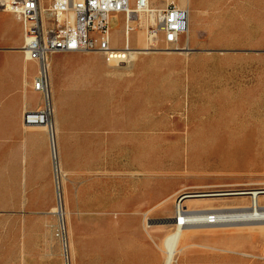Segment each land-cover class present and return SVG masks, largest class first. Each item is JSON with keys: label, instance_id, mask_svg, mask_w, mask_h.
Returning <instances> with one entry per match:
<instances>
[{"label": "rangeland", "instance_id": "rangeland-1", "mask_svg": "<svg viewBox=\"0 0 264 264\" xmlns=\"http://www.w3.org/2000/svg\"><path fill=\"white\" fill-rule=\"evenodd\" d=\"M189 7L190 32L180 44L188 50L159 42L121 66L98 52L51 59L58 172L47 128L33 127L45 132L51 178L31 202L24 166L40 144L24 129L15 135L14 120L7 135L0 129V264H163L160 246L186 192L264 188V0H191ZM7 27L17 36L13 19L0 15V48ZM111 29L123 48V16ZM145 40L134 32L131 48ZM0 54L22 67L17 53ZM27 72L36 73L34 63ZM59 195L66 247L54 211ZM159 195L162 205L151 201ZM251 201L222 195L192 208L216 215ZM234 225L193 228L177 264H264V224Z\"/></svg>", "mask_w": 264, "mask_h": 264}, {"label": "built area", "instance_id": "built-area-1", "mask_svg": "<svg viewBox=\"0 0 264 264\" xmlns=\"http://www.w3.org/2000/svg\"><path fill=\"white\" fill-rule=\"evenodd\" d=\"M0 11L13 14L21 21L24 31L22 52L26 61L38 64L33 89L42 95V106L24 113L26 126H45L54 146L55 109L51 86V59L59 53H90L103 55L110 66L129 61L131 37L143 33L151 48L159 42L166 50L188 48L180 46L190 32L191 10L182 0H0ZM124 19L123 48L113 43L112 22ZM130 41V43H129ZM54 167H58L52 149ZM177 203V211L183 209ZM180 213V212H179ZM207 225H215L214 214L208 215ZM65 239V227L61 226ZM65 247L66 239H65Z\"/></svg>", "mask_w": 264, "mask_h": 264}, {"label": "crops", "instance_id": "crops-1", "mask_svg": "<svg viewBox=\"0 0 264 264\" xmlns=\"http://www.w3.org/2000/svg\"><path fill=\"white\" fill-rule=\"evenodd\" d=\"M0 15L11 17L16 23L18 31L17 36L13 35L10 33L11 27H7L6 30L8 34L4 38L6 42L4 44L5 47L0 48V53L9 55L17 53L19 59L22 61L21 67L15 65L9 58L1 56L0 54V129L3 136L7 135L6 132L9 128L8 122L14 120L17 122L15 135H22L21 132L24 129L26 133L25 137H27L31 143L38 142L40 144L39 152L38 150H32L28 153L29 157L25 160L26 163L24 166L23 183L26 186V192L24 191V194L26 197L27 193L28 199L32 202L37 200V196L40 193V186L51 178L48 162L49 148L45 132L41 129L33 128L38 126H26L23 119L26 111H34L42 106L41 93L35 90L28 91L27 89L28 86L32 85L38 74V64L35 61H26L24 58V54L21 50L24 43V31L21 21L8 12L0 11ZM29 63H34L36 66V73L33 76H30L27 72V64ZM102 69H104V65ZM39 94L41 95V99ZM39 154L41 160L38 159ZM1 193H3V190H1ZM33 207L37 210H42L39 204L33 205Z\"/></svg>", "mask_w": 264, "mask_h": 264}, {"label": "bare ground", "instance_id": "bare-ground-1", "mask_svg": "<svg viewBox=\"0 0 264 264\" xmlns=\"http://www.w3.org/2000/svg\"><path fill=\"white\" fill-rule=\"evenodd\" d=\"M182 2H183V5L188 6V5H190L191 0H182ZM113 23H114V21L112 22V24ZM113 28H114V26H113ZM142 37L143 36L141 34V37L137 39V44L141 43V41L143 39ZM140 39H141V41H139ZM129 43H130V41H129ZM188 49H190V48H184V49H181L178 51L182 52V51L188 50ZM154 50L156 51V49L151 48L150 44L147 43V41L145 40V44H144L143 48H140L138 46L136 48H131V50L128 51L127 57L129 58V62H130L131 60H134V59L136 60L137 55H139L141 53H145V54L150 53ZM94 64H96V63H94ZM102 68H103V66H102ZM94 69H97V68L94 67ZM24 77H25V75H24ZM57 126L58 125L55 124V129H54V133H53V135H54V146H52V149L54 147L55 150H57V147H58L57 138H56V132L58 131ZM189 130H190V135H189L190 138H189L188 142L192 143V142H194V138L196 139V137L193 136L192 126L190 127ZM227 137H229V135ZM231 138H232V136H231ZM50 140H52L51 137H50ZM236 154H238V152ZM247 154H248V152H247ZM247 154H245V155H247ZM56 172H58V167L56 168ZM222 195H233V196L249 195L251 200H252L251 201L252 203H251L250 207H245V206L231 207L226 212H221V213L218 212L216 215L214 214V217L216 220L215 225H219V226L221 225L220 227H222L223 225L228 226V224H235V225L237 224V226H240V224L243 225L246 223L249 225L264 224V205L260 204L261 195H263V197H264V188L250 189V190L235 189V190H229L226 192H221V191L186 192L180 198L183 200L178 204L179 207H183L184 211L182 209L178 210V215L176 216V218L174 220L175 229L173 231H171L170 233H168L164 237V239L162 240L161 246H160L162 249V252H163V258H164L163 264H177L179 257H180L179 254L184 253L185 249L189 245L192 244V243L190 244V239L196 235V232L194 231L196 229H193V228H195V227L199 228L197 226H200V228H201V226L204 227L207 225L206 223L208 221V216H207L208 214L206 215V213L203 210H195L197 207L192 208V206H199L202 204L204 205V204H206L205 201L209 200V198L216 197V196H222ZM166 200L167 199H164L161 195H159L157 197H154L151 201L152 202L157 201L159 205H162L163 202ZM178 202H179V200H178ZM184 203H185V205H184ZM148 205H149V203H148ZM204 206H206V205H204ZM204 210H211V209L205 208ZM54 211L57 212L60 216L64 215L65 207H64V200H63L62 195H59L58 206H56ZM61 219L63 221L62 225H63V227H65L64 218L62 217ZM219 226L217 228H219ZM208 228H211V225ZM184 254L186 255V253H184Z\"/></svg>", "mask_w": 264, "mask_h": 264}]
</instances>
